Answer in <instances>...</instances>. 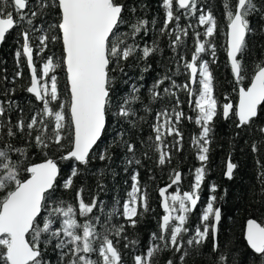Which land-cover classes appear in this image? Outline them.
I'll return each instance as SVG.
<instances>
[{
    "label": "trees",
    "instance_id": "obj_1",
    "mask_svg": "<svg viewBox=\"0 0 264 264\" xmlns=\"http://www.w3.org/2000/svg\"><path fill=\"white\" fill-rule=\"evenodd\" d=\"M118 2L125 5L122 13L123 23L119 27V33L125 35H122L121 39L127 45L137 46V51L126 61L121 60L120 67L110 73L113 78L112 95L115 102L122 101L124 97L136 96L138 99L129 105L135 115L125 119L109 112L106 130L101 141L98 142V147H94L91 153L92 159L87 166L79 165L74 160L60 159L70 148L68 139L72 133L70 123L65 130L63 150L55 145L45 150L30 146L32 138L27 135L29 130L25 129L21 133L15 125L21 120L27 124L33 116H37L38 120L43 118L41 112L43 105L27 92L30 74L26 59L23 55L16 56L18 51L22 53L24 31L29 32V43L33 49L34 64L40 82L50 83L48 77H42V68L51 57L58 65L54 73L49 75L57 76L59 102L67 104L70 101V94L63 66L62 44L59 40L54 42L51 39L58 35L54 27L58 22L56 10L47 9L43 14L32 17L26 9L25 11L28 12L26 19L20 20L14 9L9 7L7 11L13 12L16 23L0 45V108L5 110V114L0 116V123L3 124V127H0V149L7 144L16 148H26V157L20 156L19 153H10L13 160L23 161L25 166L28 163L42 162L47 158L56 161L60 173L52 200L70 203L77 213L76 219L81 224L87 219L99 216L100 223L96 224L95 220L93 223L96 224L98 232H104L102 225L111 229L109 238L119 249L123 264H134V257L144 255L150 243L158 245L161 249L152 258V264H167L170 259L174 264H215L222 253L228 256L227 264H261L244 240V226L250 218L264 224V183H262L264 176H261L264 173V132L260 131V128L264 127V108L258 110V117L251 124L237 127L238 121L234 114L230 113L228 119L223 118L222 106L226 102L236 105L238 88L248 85L255 65L264 61V31H262L264 20L257 13L249 17L250 27L254 31L246 36L247 47L238 55V59L248 70L247 78L242 84H237L227 58L228 20L222 0H197V7L192 12L176 11L174 3V16L178 15L180 19L171 22L163 32L161 29L164 28L166 18L163 0H118ZM255 2L261 4V0ZM31 3L33 0H30ZM232 3L234 4L235 0H232ZM32 10L35 8L33 7ZM207 12H211L215 17L216 31L211 38H208L210 44H206V51L200 54L197 64L201 61L209 62L213 77V96L217 100L218 110L211 122L210 143L207 145L208 160L202 165L198 159L197 146L193 144V138L198 137L201 131L200 126L195 122L197 110L194 106L195 95L198 94L199 88L197 83L193 95H189L190 74L185 64L191 62L196 40H205L203 36L205 26L199 24V16ZM29 19L32 20L31 24L27 22ZM140 20L147 23L140 33L133 35L132 26ZM197 33H200L199 37ZM176 34L180 35L181 42L174 45ZM42 35L49 37L46 45L40 44L39 37ZM145 46L155 49L147 58H143L141 51ZM213 48L215 56L212 55ZM112 67H116L115 63ZM17 73L20 75L18 76ZM161 80L163 83L155 89L159 96L153 99L150 89ZM173 84L176 87H173ZM133 87L138 91L133 93ZM165 88L169 89V93L164 92ZM114 106L113 103L112 107ZM50 107L58 110V103L52 102ZM174 110L183 113L179 122L175 120ZM65 112L67 114V107ZM161 112L168 113L171 123L175 125L180 136L169 135L166 128H161L162 141L155 140L154 127L164 124L165 121L164 116L157 119V113ZM38 113L41 115H37ZM9 127L16 132L14 137L7 135ZM40 127L39 124L34 127L33 137ZM121 140L132 143L135 146L134 153H129ZM253 144L257 146L256 151L252 150ZM106 147L110 159L101 161L98 154ZM161 153H167L163 165L159 163ZM129 160L133 162L129 164ZM137 160L139 164L135 163ZM228 160L236 165L231 179H226L224 176ZM201 166L205 168V176L198 193L200 199L196 208L189 214L185 225L189 228V232L183 234V248L181 252H175L171 245L165 247V242L159 239L152 240L153 233L157 236L161 233L160 220L164 214L159 190L171 183L175 172H180L181 181L178 185L172 186L168 195L175 194L177 189L181 194L191 191L195 170ZM73 167L78 168L79 174L73 177L72 188L65 189L63 183L71 175ZM133 174L138 176L140 194L147 195V210L139 205V201L137 203L139 215L134 217L137 221L134 227L123 217V204L129 199ZM26 175L21 172L22 178ZM213 185L216 186L215 192L211 191ZM80 189H83L81 195L86 203H90L93 198L98 201L93 213L87 217L78 215L76 192ZM3 194L0 192V197ZM213 195L216 197L214 207L221 210L217 234L218 251H212L211 236L199 247L195 245L189 247L186 241L194 235L196 226L200 225L201 211ZM110 212L116 214L112 215L110 222L105 224V221L109 220ZM58 224L59 221L53 227H57ZM120 225L124 226V230L117 237L115 228ZM27 239H31V236ZM54 244L55 241L47 247L41 244L42 259L48 264H60V250L55 249ZM125 244L128 246L125 247ZM184 252H187V255L181 262L180 256ZM70 258L69 255L65 259ZM91 258L99 259L96 254Z\"/></svg>",
    "mask_w": 264,
    "mask_h": 264
},
{
    "label": "snow or ice",
    "instance_id": "obj_2",
    "mask_svg": "<svg viewBox=\"0 0 264 264\" xmlns=\"http://www.w3.org/2000/svg\"><path fill=\"white\" fill-rule=\"evenodd\" d=\"M227 24V56L230 61L231 71L237 84L247 78V69L238 54L245 51L246 36L254 31L250 27L249 17L253 13L260 15L264 20V0L258 5L255 0H222ZM175 10H186L192 12L197 7V0H163V7L166 10L164 29L175 21H179L178 15L174 16ZM13 8L20 20L26 19L28 9L32 17L41 15L47 9H55L58 16V22L54 25L58 32L57 36L51 37L55 42L59 40L62 44L63 66L67 74L68 91L70 101L65 104L59 102V91L57 76L54 73L57 64L53 58L49 57L42 68V77H48L50 83H43L38 79L37 68L34 67L33 49L29 43V32L24 31L22 53L18 51L17 57L23 55L26 58L27 66L31 71V83L26 89L32 93L37 101L42 102V117L37 119L33 116L27 124L23 120L19 121L15 127L21 133L25 129L29 130L27 135L31 137V145L40 150H45L55 145L63 150L65 140V130L70 123L72 133L68 137L70 148L60 159L68 161L74 160L79 165L87 166L92 159L91 153L94 146L98 147V142L102 139V134L106 130V122L111 111L114 116L128 119L134 116L135 112L129 105L135 102L136 96L124 97L122 101L115 102L112 95V77L111 72L120 67L121 60H127L137 51V46L127 45L121 39L119 27L123 23L122 13L125 9L123 3L118 0H0V42L5 38L6 33L15 26L13 12L7 11ZM35 10H32V8ZM135 11V9H133ZM28 24L32 23L29 19ZM147 21L140 20L133 25V35L140 33ZM199 24L205 26L203 36L204 41L196 40L195 51L191 62H186L185 67L190 70L192 83H198V94L195 95L194 106L197 110L196 124L200 126L201 131L198 137L193 138V144L198 149V159L202 162L208 160L210 143V133L212 131L211 122L217 115L218 104L213 96V77L209 69L208 61L197 62L200 54L206 51V44H210V39L216 31V20L211 12L202 13L199 16ZM52 27V26H50ZM179 27V26H178ZM264 31V29H262ZM186 34V33H185ZM200 33H197V37ZM49 39L47 35L39 37L41 45H46ZM181 42V37L176 34L173 44ZM154 48L145 46L142 51L143 58H147L154 51ZM212 55L215 56L213 48ZM115 63L116 67L112 65ZM146 70V69H145ZM123 71V69H120ZM19 76L20 73H17ZM198 75V79H197ZM167 79V77H166ZM163 81H157L150 89L153 99L159 96L155 89ZM173 87H176L173 84ZM187 87V85H185ZM138 91L133 87V93ZM169 93V89H164ZM174 95V93H170ZM189 95H193L190 91ZM238 103L233 105L226 102L222 106L223 116L228 119L234 114L238 120L237 127L251 124L258 117V109L264 108V61H260L252 71L247 86H241L238 90ZM52 102L58 103V110L50 107ZM193 101H190L192 103ZM114 103V107L112 104ZM67 107V114L65 108ZM5 114V110L0 108V116ZM37 115H41L38 113ZM175 120L180 121L183 113L174 110ZM164 116V124H158L154 127L156 133L155 140L162 141L161 128H166L169 135L180 136L175 125L171 123L168 113H157V119ZM191 119V118H189ZM133 123L132 121H129ZM39 124L37 134L33 137L32 130ZM133 126L135 124L133 123ZM0 127L3 124L0 123ZM264 132V127L260 128ZM7 135L14 137L16 132L11 127L8 128ZM127 147L129 153H134L135 146L132 143L121 140ZM179 143V141H177ZM110 147V146H108ZM108 147L98 154L101 161L110 159L107 155ZM159 150V144H157ZM252 150L256 151L257 146L253 144ZM11 152L19 153L20 156H27L26 148H16L11 144L5 145L0 149V264H48L42 259L43 253L41 244L47 247L55 241V249H59L60 264H123L121 253L112 239L109 238L111 229L104 227V232H98L96 224L100 223V217L87 219L84 223L78 222L77 213L70 203L65 201H53L52 194L57 188L58 165L47 158L41 163H28L24 165L23 161L13 160ZM167 153H161L159 163L166 162ZM133 161L129 160L131 164ZM135 163L139 164L137 160ZM236 165L227 164L225 175L231 179ZM26 173L21 177V172ZM78 168L73 167L71 175L64 181L63 187L70 189L73 186V177L78 175ZM205 176L203 166L196 168L194 183L191 191H185L182 194L177 189L175 194L166 195L167 188L159 190L163 197V208L165 215L162 217L160 225L161 233L152 234V240L159 239L165 242V247L171 245L175 252H181L183 248V234L189 232L185 225L188 222L189 214L196 208L199 197V189ZM264 176V173L261 174ZM133 184L129 199L123 204V217L134 227L137 223L134 217L139 215L137 203L147 210V195L140 194L137 174L131 177ZM182 176L180 172H175L171 180L172 185H178ZM264 183V180H262ZM216 186L211 188L215 192ZM83 189L76 192L79 212L81 217H87L93 213L97 207L98 201L93 198L90 203H86L82 198ZM216 197L213 195L208 200L206 207L201 211L200 225L195 228L194 235L187 239L189 247L195 245L199 247L211 236L212 251L217 252L219 245L217 243L218 224L221 221V210L214 207ZM46 213V214H45ZM115 212L108 213L110 222ZM95 220L96 224L93 223ZM59 221L57 227L54 224ZM124 230L120 225L115 228V235L119 237ZM167 233V235L165 234ZM31 236V239L26 237ZM43 238V239H42ZM248 247L257 258L264 264V224L255 219H249L246 224L245 236ZM118 242V241H117ZM128 245L125 244V247ZM158 245L150 243L144 255H136L134 264H152V258L160 251ZM98 255L99 259H92V255ZM70 259H65L68 256ZM187 252L180 256L183 262ZM228 256L220 254L215 264H227ZM167 264H174L169 260Z\"/></svg>",
    "mask_w": 264,
    "mask_h": 264
},
{
    "label": "water",
    "instance_id": "obj_3",
    "mask_svg": "<svg viewBox=\"0 0 264 264\" xmlns=\"http://www.w3.org/2000/svg\"><path fill=\"white\" fill-rule=\"evenodd\" d=\"M10 30H11V29H10ZM10 30H9V31H10ZM9 31H8V32H9ZM8 32H7V33H8ZM7 33H6V34H7ZM5 36H6V35H5ZM227 39H228V37H227ZM2 42H3V41H2ZM2 42H0V45L2 44ZM22 51H23V49H22ZM238 55H239V54H238ZM227 58H228V56H227ZM237 58H238V57H237ZM25 59H26V58H25ZM33 60H34V59H33ZM228 61H229V59H228ZM26 64H27V61H26ZM229 64H230V61H229ZM27 67H28V66H27ZM34 67H35V64H34ZM197 67H198V65H197ZM230 67H231V66H230ZM28 70H29V74H30V83H31V71H30L29 68H28ZM65 72H66V71H65ZM231 72H232V71H231ZM189 74H190V77H189V85H190V88H191V92H193V89H194L196 83H192L190 70H189ZM232 74H233V73H232ZM66 76H67V74H66ZM197 77H198V75H197ZM38 79H39V77H38ZM29 86H30V84H29ZM29 86H28V87H29ZM240 87H241V86H240ZM238 90H239V88H238ZM28 93H29V92H28ZM29 94L32 95V96H34L32 93H29ZM69 94H70V93H69ZM34 97H35V96H34ZM238 99H239V97H238ZM238 99H237V103H238ZM237 103H236V104H237ZM258 110H259V109H258ZM222 115H223V110H222ZM223 118H224V116H223ZM224 119H225V118H224ZM236 119H237V118H236ZM237 121H238V120H237ZM102 135H103V134H102ZM94 147H95V146H94ZM229 161H230V160L227 161V164L229 163ZM42 162H43V161H42ZM55 162H56V161H55ZM230 162H231V161H230ZM38 163H41V162H38ZM56 163H57V162H56ZM231 163H232V162H231ZM227 164H226V169H225V172H224V176H225L226 179H229V178H227V176L225 175V173H226V171H227ZM57 165H58V164H57ZM58 169H59V171H58V176H59V173H60L59 165H58ZM234 170H235V169H234ZM234 170H233V172H234ZM58 176H57V178H58ZM170 184H171V183H170ZM168 185H169V184H168ZM168 185H166L165 187H163V188H167L166 195H168V191L172 188V187L168 188V187H167ZM172 186H175V185H172ZM163 199H164V198L161 197V207H162V211H163V213H164L163 216H164L166 213H165L164 208H163V206H162V205H163ZM163 216H162V217H163ZM162 217H161V220H160V225H161V223H162ZM250 219H252V218H250ZM248 220H249V219H248ZM248 220H247V221H248ZM247 221L245 222V226H244V236H245V229H246ZM218 226H219V224H218ZM218 226H217V227H218ZM26 238H27V237H26ZM244 240H245V238H244ZM245 242H246V240H245ZM246 244H247V242H246ZM247 246H248V245H247ZM249 249H250V248H249ZM250 250H251V249H250Z\"/></svg>",
    "mask_w": 264,
    "mask_h": 264
},
{
    "label": "flooded vegetation",
    "instance_id": "obj_4",
    "mask_svg": "<svg viewBox=\"0 0 264 264\" xmlns=\"http://www.w3.org/2000/svg\"><path fill=\"white\" fill-rule=\"evenodd\" d=\"M199 66V63L197 64ZM199 78V77H198ZM197 84V83H196ZM199 88V87H198Z\"/></svg>",
    "mask_w": 264,
    "mask_h": 264
},
{
    "label": "rangeland",
    "instance_id": "obj_5",
    "mask_svg": "<svg viewBox=\"0 0 264 264\" xmlns=\"http://www.w3.org/2000/svg\"><path fill=\"white\" fill-rule=\"evenodd\" d=\"M198 87H199V85H198ZM172 195V194H171Z\"/></svg>",
    "mask_w": 264,
    "mask_h": 264
}]
</instances>
